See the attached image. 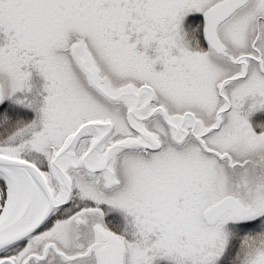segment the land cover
<instances>
[{
    "label": "snow or ice",
    "instance_id": "1",
    "mask_svg": "<svg viewBox=\"0 0 264 264\" xmlns=\"http://www.w3.org/2000/svg\"><path fill=\"white\" fill-rule=\"evenodd\" d=\"M0 264H264V0H0Z\"/></svg>",
    "mask_w": 264,
    "mask_h": 264
}]
</instances>
